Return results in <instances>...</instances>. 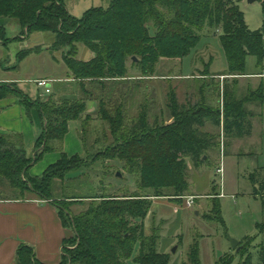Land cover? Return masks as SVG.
Wrapping results in <instances>:
<instances>
[{
    "label": "trees",
    "instance_id": "trees-1",
    "mask_svg": "<svg viewBox=\"0 0 264 264\" xmlns=\"http://www.w3.org/2000/svg\"><path fill=\"white\" fill-rule=\"evenodd\" d=\"M0 20L16 21L22 35L51 34L52 51L67 50L62 61L75 82L46 100L33 102L14 86L0 85V99L17 98L26 113L35 110L42 123L30 155L22 135L0 134V187L9 190V197L0 199L24 200L26 194H33L57 209L62 225L72 231V236L63 240L59 264H168L169 258L156 251L157 235L150 240L142 233L151 198L169 196L176 200L187 191L184 160L190 159L194 168H199L208 160L207 150L216 146L213 136L200 131L204 122L215 127L222 124L223 132L235 138L251 134L247 106L255 103L251 98L255 93L236 99L224 89L221 121L219 112L203 102L193 111L178 104L169 92L166 106L173 121L149 125L145 108H140L136 118L127 117L126 96L120 86L130 80L129 64L142 77H149L161 60L183 59L204 28L221 31L227 73L246 75L247 57L255 58L256 68L262 70L264 28L249 30L243 12L229 0H110L106 9L90 8L80 18L69 14L64 0H0ZM8 42L5 27L0 25V43ZM79 45L93 53L91 60L77 59ZM26 55L20 53L18 59ZM257 96V106L262 105V88ZM88 101L96 103L94 116L87 113ZM95 119L108 128L111 142L99 148L92 161L100 159L107 171L119 162L128 175L137 177L139 190L151 194L53 197L54 182L69 181L88 167L86 158L63 153L68 123L81 122L79 138L86 154L87 127ZM52 152L60 153V158L40 177H30L29 169ZM216 205L220 213L218 202ZM73 206L84 209L73 214ZM262 229L264 219L259 225L260 232ZM195 247L189 264H200L198 244ZM242 249L236 252L240 257ZM15 258L17 264H41L28 245L19 246ZM257 259L264 264V246L257 251ZM223 260L231 264L233 256H224L218 264Z\"/></svg>",
    "mask_w": 264,
    "mask_h": 264
},
{
    "label": "rangeland",
    "instance_id": "rangeland-1",
    "mask_svg": "<svg viewBox=\"0 0 264 264\" xmlns=\"http://www.w3.org/2000/svg\"><path fill=\"white\" fill-rule=\"evenodd\" d=\"M229 1L243 12L249 30L264 28V0ZM109 2L110 0H64L67 11L76 18H80L90 8L106 9ZM6 21L10 22H2L0 25L6 28V37L14 38L17 36V23L14 20ZM220 35V30L204 28L187 56L179 61L161 60L154 74L149 77H142L140 71L129 64L130 80L120 86L121 93L126 96L123 100L127 117L136 118L140 108H145L149 125L155 121L158 125H168L173 121L170 109L166 106L169 92L174 93L178 104L186 105V108L193 111L198 109V103L203 102L219 112L221 121L226 102L224 89L236 99L255 93L251 95L255 103L247 106L251 115L247 118L251 122V134L248 137L235 138L223 132L222 124L215 127L211 122H204L200 131L213 136L211 141H214L216 146L207 150L208 160L199 168H194L190 159L184 160L187 191L176 200L169 196L151 198V207L142 221V233L149 238L154 236V239L157 235L156 251L169 258L168 264H189L190 259L194 258L192 253L196 250L195 244L199 247L200 264H218L226 255L233 256L231 264H240L242 261L246 264H259L257 251L264 246V229L261 232L259 230V225L264 219V102L259 106L256 104L260 86L264 95V83L262 79L254 77L262 70L256 68L255 58L247 57L246 75L227 73L226 60L219 41ZM45 37L49 41L52 40L51 34H45ZM17 43L18 41H11L4 52L3 64L7 68L13 66V55H16L19 48ZM49 50H52L51 47ZM66 51L65 49L55 52L63 57ZM48 54L49 51L44 48L43 54L37 58L41 60V67L36 65L38 62H28L24 67L27 75L21 80H32L40 73V69L42 72H48L47 66L44 65ZM262 66L264 68V60ZM250 74L254 78L250 77ZM28 77L29 79H24ZM3 84L6 83H0ZM6 85L16 88L14 84ZM22 85L26 92L16 89L28 96L32 102L37 98L46 100L51 95L45 94L44 90L39 89L33 82ZM53 89L54 94L59 92L56 84ZM91 103L95 110L92 109V113L88 114L94 116L96 103L88 101L87 106ZM110 142L108 128L97 120L91 121L85 135L88 151L85 154L83 150L79 154L87 159L88 167L69 181L54 182L53 197L57 199L63 194L118 197L135 193L151 194V191L139 190L137 177L128 175L119 162L115 161L111 164V170L107 171L100 159L92 161L98 149H104ZM24 149L27 155L31 154L32 150L27 149V146L24 145ZM43 163L40 160L35 164L34 170L39 171L37 174H41ZM115 171L120 173L119 177ZM8 191L0 187V197H9ZM163 191L171 193L169 189ZM189 197L193 198V204L187 207L186 200ZM217 202L220 213L216 208ZM83 209L84 207L73 206L71 212L77 214ZM220 218L223 225L219 223ZM71 236L72 232L66 239ZM152 238L150 240H153ZM245 238L248 239L244 241ZM168 239L172 242L164 246ZM228 239L239 242V246L243 248L241 257L231 249ZM163 248L164 251H161ZM137 251L136 249L135 254ZM226 262L223 260L222 264Z\"/></svg>",
    "mask_w": 264,
    "mask_h": 264
},
{
    "label": "crops",
    "instance_id": "crops-1",
    "mask_svg": "<svg viewBox=\"0 0 264 264\" xmlns=\"http://www.w3.org/2000/svg\"><path fill=\"white\" fill-rule=\"evenodd\" d=\"M2 22L8 24L10 21ZM45 34L48 33L22 35L18 26L17 36L14 38L7 37L9 42L6 44L0 43V83L14 84L20 91L26 92L22 84L29 82L35 84V81L47 78L51 81L50 94L54 93L53 87L55 84L59 90H62L70 88L75 83L70 79V74L63 64L61 54L49 50L53 42V36L52 40L49 41V39H46ZM13 40L18 41L19 48L16 55H13V66L7 68L3 64L4 52ZM44 48L49 51L47 61H44V65L47 66L49 71L45 73L40 69V73L32 80H21L22 77L27 75L24 67L28 62L33 63L35 61L38 62L36 65H41V60L37 58H40L43 54ZM24 52H27V55L22 59H18L19 54ZM92 58L93 53L91 51L81 45L78 46V60L89 61ZM258 74H255L254 77ZM249 76L254 78L251 74ZM29 77L24 79H29ZM260 79L264 83V78ZM259 88H262V86ZM87 108V111H90L87 113H92V109L95 110L92 103ZM41 130L42 123L35 110L27 114L17 98L0 99V134L22 135L24 145L31 151ZM80 132L81 122L72 121L68 123L62 144L63 153L68 157L79 155L84 150L79 138ZM59 158L60 153L58 152L46 153L40 159L44 162L40 170L41 174H37L39 171H35L36 166L33 165L29 169L28 175L32 178L40 177L43 171ZM71 232L69 228L67 229L62 225L57 209L51 203L39 200L33 194H28L24 200L0 199V264H17L15 253L21 245L30 246L33 249L35 258L41 264H59L62 258L63 240L70 236ZM171 237H173V234ZM171 242L168 239L165 241L164 246ZM161 251H164V248Z\"/></svg>",
    "mask_w": 264,
    "mask_h": 264
},
{
    "label": "built area",
    "instance_id": "built-area-1",
    "mask_svg": "<svg viewBox=\"0 0 264 264\" xmlns=\"http://www.w3.org/2000/svg\"><path fill=\"white\" fill-rule=\"evenodd\" d=\"M255 77H258V78H264V68L262 69V71L256 75ZM36 86L39 88V89H43L44 90V93L49 95L50 94V84H51V81L50 80H46V79H39L36 81ZM186 204H187V207H190L192 204H193V198L192 197H189L187 200H186Z\"/></svg>",
    "mask_w": 264,
    "mask_h": 264
},
{
    "label": "water",
    "instance_id": "water-1",
    "mask_svg": "<svg viewBox=\"0 0 264 264\" xmlns=\"http://www.w3.org/2000/svg\"><path fill=\"white\" fill-rule=\"evenodd\" d=\"M252 1H250L251 3ZM117 176L119 177L120 174L118 173ZM229 243H230V247L232 250H235L236 252H238L240 250V246H239V242L238 241H235V240H232V239H228ZM174 251V250H173Z\"/></svg>",
    "mask_w": 264,
    "mask_h": 264
}]
</instances>
